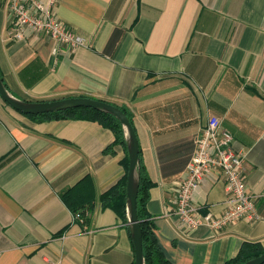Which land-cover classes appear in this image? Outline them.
<instances>
[{"label":"crops","instance_id":"0c3cea01","mask_svg":"<svg viewBox=\"0 0 264 264\" xmlns=\"http://www.w3.org/2000/svg\"><path fill=\"white\" fill-rule=\"evenodd\" d=\"M8 4L0 0V76L14 96H88L133 114L153 183L146 208L169 261L221 264L246 240L264 248V0H55L85 41L74 50L28 30L13 40ZM211 116L243 157L259 218L186 233L171 212L175 186ZM113 141L96 121H38L0 97V264H135L127 222L99 199L126 172L122 145L104 151ZM85 175L94 200L82 226L60 193ZM224 186L219 169L202 178L193 194L202 212L222 210Z\"/></svg>","mask_w":264,"mask_h":264},{"label":"built area","instance_id":"2783aa9c","mask_svg":"<svg viewBox=\"0 0 264 264\" xmlns=\"http://www.w3.org/2000/svg\"><path fill=\"white\" fill-rule=\"evenodd\" d=\"M54 1L9 0L10 37L13 40L21 39L28 30L35 34L43 33L70 50L84 45L83 37L56 16L52 9ZM231 141L230 132L221 126L216 116H211L195 137L194 151L186 163L185 175L175 186L171 210L184 232H192L202 225L220 231L241 219L259 218L254 199L246 189L243 157L232 148ZM213 169H219L225 179V198L219 213L202 212V206L193 200L196 187Z\"/></svg>","mask_w":264,"mask_h":264},{"label":"trees","instance_id":"16d2710c","mask_svg":"<svg viewBox=\"0 0 264 264\" xmlns=\"http://www.w3.org/2000/svg\"><path fill=\"white\" fill-rule=\"evenodd\" d=\"M251 91L256 93L254 89H251ZM114 105L118 106L126 114L129 122L135 130L133 114L127 108V106L118 104ZM27 116L38 121L53 119H83L96 121L103 127L110 129L114 135L113 143L107 146L104 151L110 150L112 148V145L114 144L122 145L126 151L122 126L118 119L109 113H105L89 107H77L38 115L27 114ZM127 168L128 159L126 158L125 174L114 185L103 191L99 196L102 207L111 208L124 222H127L125 205V184ZM139 173L140 176L136 198V212L141 228L142 253L145 264H173L165 257L161 247L157 242L154 234V225L146 208V202L149 197V188L153 185V183L144 171V167L141 163L140 152ZM60 198L67 206V208H69V210L73 213V215L78 216L75 217V220L80 221L82 226L88 225L92 209V202L94 200L93 183L88 175L83 176L75 184L61 192ZM62 232L63 231H61L59 234H61ZM263 252L264 248L261 246L259 241L246 240L242 242L236 256L227 259L221 264H241L248 259L260 255Z\"/></svg>","mask_w":264,"mask_h":264},{"label":"water","instance_id":"95a60500","mask_svg":"<svg viewBox=\"0 0 264 264\" xmlns=\"http://www.w3.org/2000/svg\"><path fill=\"white\" fill-rule=\"evenodd\" d=\"M0 97L10 107L22 114L38 115L60 110L89 107L116 117L123 130L124 142L127 152L128 168L125 184L126 219L129 234L134 248V263L145 264L142 253L141 228L136 212V198L139 186V145L135 130L126 114L116 105L88 96H69L52 100H26L14 96L5 86L0 77ZM264 252L244 261L241 264H263Z\"/></svg>","mask_w":264,"mask_h":264}]
</instances>
